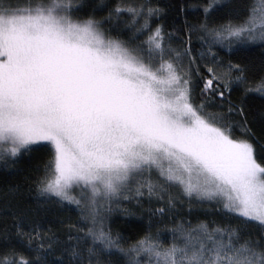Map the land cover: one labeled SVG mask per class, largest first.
<instances>
[{
	"label": "snow or ice",
	"instance_id": "snow-or-ice-1",
	"mask_svg": "<svg viewBox=\"0 0 264 264\" xmlns=\"http://www.w3.org/2000/svg\"><path fill=\"white\" fill-rule=\"evenodd\" d=\"M197 12L0 0V264H264V0Z\"/></svg>",
	"mask_w": 264,
	"mask_h": 264
},
{
	"label": "trees",
	"instance_id": "trees-1",
	"mask_svg": "<svg viewBox=\"0 0 264 264\" xmlns=\"http://www.w3.org/2000/svg\"><path fill=\"white\" fill-rule=\"evenodd\" d=\"M203 2V0H159V3L161 6L166 7L167 9V20L166 23L172 27H180L183 24V21L185 19L189 21H193L197 19L198 12L197 7ZM242 4L249 3V0H239ZM183 9V10H181ZM199 18L202 19V16ZM193 43L196 48L200 47L199 41L193 40ZM224 53H227V49H224ZM223 54V53H222ZM262 54H264V44L259 43H250L247 45L240 53L233 56L231 53H228L229 58H232L234 60L240 59L243 57L246 60H250L257 66L260 63ZM251 96L255 97V101L253 104V111L255 113L259 112L260 109V98L259 94L257 93H251ZM27 158H25V161ZM34 163V162H33ZM22 171H19L18 173L14 175H9L7 177L3 176V174H0V187L3 186V182L5 180L9 182H17L22 181L24 175L28 173V165L24 161L21 162L20 165ZM73 219H75V214H73ZM111 227L114 232H120L125 237L136 239L140 235L143 234V228H142V222L137 220L136 217H125L120 212H114L112 214L111 218Z\"/></svg>",
	"mask_w": 264,
	"mask_h": 264
},
{
	"label": "rangeland",
	"instance_id": "rangeland-1",
	"mask_svg": "<svg viewBox=\"0 0 264 264\" xmlns=\"http://www.w3.org/2000/svg\"><path fill=\"white\" fill-rule=\"evenodd\" d=\"M256 43H259V44H261L259 41H257Z\"/></svg>",
	"mask_w": 264,
	"mask_h": 264
}]
</instances>
